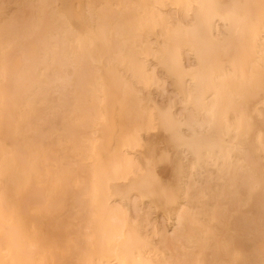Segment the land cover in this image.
Listing matches in <instances>:
<instances>
[{
    "label": "bare ground",
    "instance_id": "bare-ground-1",
    "mask_svg": "<svg viewBox=\"0 0 264 264\" xmlns=\"http://www.w3.org/2000/svg\"><path fill=\"white\" fill-rule=\"evenodd\" d=\"M11 2L9 9L0 0V264H264V178L248 152L260 138L264 158V0ZM165 3H196L195 18L170 28L156 10ZM159 31L167 39L155 49L150 38ZM184 48L196 64L185 65ZM149 59L165 68L183 105L207 111L210 131L147 95L165 89ZM250 73L262 87L248 86ZM227 111L231 140L218 128ZM155 126L176 144L175 180L166 186L134 170L123 150L143 155L142 136ZM182 148L200 167L208 154L221 165L235 157L220 173L233 183L235 212L250 214L261 194L256 220L235 221L244 222L246 249L233 223L219 218L220 205L208 202L216 179L184 185ZM130 191L174 215L176 238L190 248L183 260L157 253L144 226L111 204L127 207Z\"/></svg>",
    "mask_w": 264,
    "mask_h": 264
},
{
    "label": "rangeland",
    "instance_id": "rangeland-1",
    "mask_svg": "<svg viewBox=\"0 0 264 264\" xmlns=\"http://www.w3.org/2000/svg\"><path fill=\"white\" fill-rule=\"evenodd\" d=\"M7 3L9 2L8 8L12 9L14 8V4L10 0H6ZM197 5L192 4L191 6L186 4H179V5H172L170 3H165L159 7L156 8L157 11H159L163 17H165L167 20V24L170 28H173L172 24L177 20H193L195 18L194 12L197 10ZM170 22V23H169ZM217 24H220V22H217ZM221 25V24H220ZM246 32V31H245ZM263 35V34H262ZM167 39L166 36L162 35L160 31L153 35L150 40L152 43V46L157 49L161 46H163L165 40ZM233 43V49H238L239 47V40L238 37H233L230 39ZM186 51H184V63L187 66H191L193 64L197 63V58L194 54H192L190 51H188L186 48H184ZM191 61V62H190ZM154 59H149L145 64H147V69L149 70V73L152 71L156 72V75L162 79V89L160 90L157 87H149L146 92L147 95H151L154 97V99L159 102L160 104L164 106H174L175 109L178 111L180 119L184 118L185 116H192L196 115L197 119L199 121L200 129H202L204 126L202 123L209 121L210 118L208 117V113L206 110H201V108H197L194 106L186 107L183 105V100L185 99V96L182 95L177 87L175 86L174 82L165 75V68L161 67ZM255 82L258 83L259 88L262 87V80L259 76L254 74H248L246 83L248 86L255 84ZM166 84V85H165ZM188 85L189 82H186ZM251 87V86H250ZM152 88V89H151ZM159 89V90H158ZM261 98L256 99L255 103V110H256V119H253L254 122V137H258L260 135V132L262 130V118L259 116V113L262 110V104ZM182 102V103H181ZM172 103V104H171ZM170 104V105H169ZM185 106V107H184ZM187 108V112L185 109ZM184 111V112H183ZM186 112V113H185ZM229 111L226 112V115L223 117L221 116V124L218 126L220 129V132L223 134L224 138L231 140V138L234 136V133L230 134V116ZM149 113H153V110L150 109ZM207 115V116H205ZM123 126V125H121ZM185 129V132L188 133V129L186 126H183ZM96 129H101L100 124L95 125ZM207 131H210V127L206 126L204 127ZM150 134H144L142 137L145 139L146 143L144 142L145 146V152L142 155L141 152L138 150H134L132 148H123L124 155L133 162L134 164V170L138 169V171H149L151 173V176L156 178L161 186H166L169 183H173L175 180V159H174V149L176 148V144L173 143L169 137V135L159 128L158 126H155ZM203 131V132H206ZM253 137V136H252ZM260 138L256 139V143L253 144L252 150L248 151L249 155L253 160L257 159V167L255 169V176L258 177V180L261 181L262 178H264V158L263 154L260 152ZM233 144V142H230L229 145ZM248 146H246L247 148ZM111 146L109 147V149ZM181 155L184 157L185 161L188 163V168L184 173V185L188 187L191 184H194V182H198V185L203 186L202 182L207 183L212 178H215V189L209 194L208 202H215L217 205L219 204L220 208L216 209L218 210V216L220 219H225L227 221L226 223H230V221L233 223L232 227V234L239 235L238 239L240 243L242 244V248L246 249L245 245V239L246 236H243L245 228L242 227V224L244 223L242 220L239 222L241 225L238 228V225L236 224L237 219H245L253 218L256 220V217L259 216V205L257 204V200L261 197V194H257V198L255 199L256 203L254 207H250V214L245 215L243 208H241L238 212H235L234 207L232 206L234 201V194H233V183L230 181L223 182L220 180V173L221 171L226 168L229 164L235 161V157L229 158L226 162L222 165L220 164L218 159H215V157L210 156L211 154H208L206 159H203L202 166H198L196 164V160L194 156L189 153L185 148L180 149ZM149 154H153V158L148 159L147 157ZM133 159V160H132ZM143 162V164H142ZM217 164V165H216ZM261 165V166H260ZM198 166V167H197ZM217 166V167H216ZM260 166V168H259ZM188 172V173H187ZM213 173V174H212ZM201 181V182H200ZM125 184V183H123ZM217 187V189H216ZM186 199H182L181 203H184ZM111 204L113 206H117L121 209V215L123 216L128 212V216L131 218V220L135 224H140L143 227L144 234L149 237L151 240L155 243V248L157 250V253L162 254L166 258L170 257L171 254L174 253L176 258L179 260H183L188 252H190L189 244L185 243L182 239L176 238V232H175V225L176 222L174 220V215L166 208L165 212L162 209H158L154 204L151 203V201L147 197H142L134 194V192L130 191L128 194V199L125 201L124 206L120 203V201L117 200H111ZM130 206V207H129ZM126 210H125V209ZM130 208V209H129ZM232 208V209H231ZM128 210V211H127ZM142 210V211H140ZM141 212V213H140ZM251 215V216H250ZM256 215V217H255ZM151 218V219H150ZM151 224H150V222ZM149 222V223H147ZM231 226V225H230ZM237 229V231L233 230ZM239 230H243L242 233ZM248 231V230H247ZM149 234V235H147ZM225 234H228V231H225ZM255 233H252L254 235ZM175 235V237H174ZM164 237L169 238V240L173 238L171 244L166 245L164 244ZM165 247V248H164ZM168 250H167V249ZM244 249V250H245ZM185 251V252H184ZM170 252V253H169ZM173 255V256H174ZM174 256V257H175ZM113 264H117L116 262H113Z\"/></svg>",
    "mask_w": 264,
    "mask_h": 264
}]
</instances>
